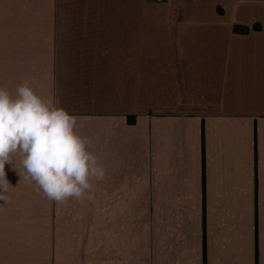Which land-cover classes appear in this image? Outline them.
Instances as JSON below:
<instances>
[{
    "label": "crops",
    "instance_id": "obj_1",
    "mask_svg": "<svg viewBox=\"0 0 264 264\" xmlns=\"http://www.w3.org/2000/svg\"><path fill=\"white\" fill-rule=\"evenodd\" d=\"M24 81L105 177L57 203L13 156L0 264H264V0H0Z\"/></svg>",
    "mask_w": 264,
    "mask_h": 264
},
{
    "label": "clouds",
    "instance_id": "obj_2",
    "mask_svg": "<svg viewBox=\"0 0 264 264\" xmlns=\"http://www.w3.org/2000/svg\"><path fill=\"white\" fill-rule=\"evenodd\" d=\"M34 84L24 81L14 94L0 87V200L8 202L13 188L5 172L6 164L16 171L13 156L23 169L17 174L34 181L49 200L83 199L105 170L89 150L91 140L76 131L77 118L38 95Z\"/></svg>",
    "mask_w": 264,
    "mask_h": 264
}]
</instances>
